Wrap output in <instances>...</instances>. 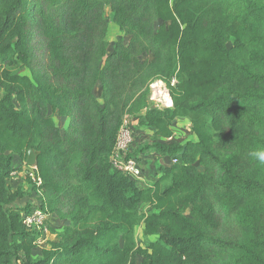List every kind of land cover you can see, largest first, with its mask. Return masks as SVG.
Masks as SVG:
<instances>
[{
  "label": "trees",
  "instance_id": "1",
  "mask_svg": "<svg viewBox=\"0 0 264 264\" xmlns=\"http://www.w3.org/2000/svg\"><path fill=\"white\" fill-rule=\"evenodd\" d=\"M107 7L129 38L111 51ZM156 81L172 107L150 101ZM55 116L69 119L65 131ZM125 116L155 140L187 119L197 141H134L140 169L148 152L177 160L143 186L111 161ZM30 149L42 184L26 175L15 188V160L26 164ZM255 150L264 0H0V264H264ZM35 208L57 239L36 258L43 233L24 223Z\"/></svg>",
  "mask_w": 264,
  "mask_h": 264
},
{
  "label": "built area",
  "instance_id": "2",
  "mask_svg": "<svg viewBox=\"0 0 264 264\" xmlns=\"http://www.w3.org/2000/svg\"><path fill=\"white\" fill-rule=\"evenodd\" d=\"M175 83L176 81L173 80L172 85H175ZM159 84H161L159 91L161 95H163V98L166 101V105L167 104L170 105V102L168 101L167 98L171 99V97L168 89L163 85V83L157 82L151 86L155 88L156 86L158 87ZM152 100H155L154 97H152ZM132 123L133 122L131 121V118L129 116L124 117L123 123L118 133L114 150L111 154V161L116 169L124 172L126 175L130 176L133 179L141 181L142 180L140 176L141 169L138 165V161L129 156L131 152V148L135 141V133H134L135 131L133 128L134 124ZM172 163L176 164L177 160L173 159ZM28 170H27L28 173L26 175L29 176L31 179H33L38 186H40L42 184V181L41 179L36 178L35 168L34 169L30 168ZM16 174L17 172L13 173L12 176H15ZM47 219H48V215H46L41 209L35 208L30 214L24 216V223L26 224L28 229L35 228L42 232L43 231L49 232V228L46 224Z\"/></svg>",
  "mask_w": 264,
  "mask_h": 264
},
{
  "label": "crops",
  "instance_id": "3",
  "mask_svg": "<svg viewBox=\"0 0 264 264\" xmlns=\"http://www.w3.org/2000/svg\"><path fill=\"white\" fill-rule=\"evenodd\" d=\"M101 94H102L101 85L98 84L95 88V96L98 99H100ZM54 120L56 125L61 131H65L70 124L69 119L65 117L55 116ZM131 121L133 122L132 124L137 126L138 124L137 120L131 119ZM172 130H173V135L170 138L155 140V131L153 129H140V132L137 135H135V145H134L135 149H139L144 145L155 141L164 144H177V145H185L189 141L192 142L197 141V137L191 132V124L187 119L184 118L177 119L174 125L172 126ZM141 158H143L144 160L143 162L145 163V165L141 168L140 171V176L142 179L143 186H146L148 181H150L153 177H155V175H159L158 173L159 167L161 166L171 167L173 165L171 157H160L152 152L141 154ZM16 187L17 186H15V188ZM142 208L146 209V211L144 212H147L150 209L149 206H142ZM62 224L63 223H61V225ZM56 228H58V226H56ZM141 228L143 229V227ZM54 238L56 239L55 236Z\"/></svg>",
  "mask_w": 264,
  "mask_h": 264
},
{
  "label": "rangeland",
  "instance_id": "4",
  "mask_svg": "<svg viewBox=\"0 0 264 264\" xmlns=\"http://www.w3.org/2000/svg\"><path fill=\"white\" fill-rule=\"evenodd\" d=\"M105 19L108 23V27H109V33H108V37H107V41L109 42L110 45V51L113 50L115 44H117L120 40H124V41H128L129 38L127 36L124 35V33H122L118 26L113 22V13L111 12V9L109 7H107L105 9ZM159 26V23L155 24V28H157ZM151 57V56H150ZM14 72L15 73H19L21 75H25V76H31V72L26 69V68H19V67H15L14 68ZM157 82H162L163 85L167 88V85L163 82V81H156L154 83H152L151 85L157 83ZM161 84L158 85V87L156 86L155 88H153L152 86H150L151 88V98L150 101L152 103H154V105H159L161 108H170L173 106V102L172 104L170 103V105H166V101L163 98V95H161L159 89H160ZM163 87V86H162ZM161 87V88H162ZM163 89V88H162ZM165 90V89H164ZM164 92V91H163ZM152 97H154L155 100H152ZM60 125V123H59ZM134 133L135 135H137L140 132V129L134 125ZM133 147V146H132ZM132 149V148H131ZM15 165L18 168V172L15 176L12 177V179L9 181L10 184L15 187V186H19L21 183H26V174L29 172L28 169H30L31 167H27L26 164L20 162L18 159L15 160ZM19 168L21 170H19ZM35 168V167H34ZM31 168V169H34ZM198 169L200 171H203L204 168L201 165H198ZM28 170V172H27ZM37 200L36 196L31 198L30 201L34 202ZM27 200H24L22 203H26ZM141 210L146 211L145 208H141ZM56 226L60 227L61 226V222L56 221ZM143 229L141 227L136 228L135 231V237H136V241L139 247H142L143 244V236H142V231ZM43 236L41 238V240H39V247L37 250H35L34 252V257H40L42 255V250L43 249H47L49 248V244L50 243H55L57 242V239L54 238V236L50 233V232H42ZM139 263H141V258L138 259Z\"/></svg>",
  "mask_w": 264,
  "mask_h": 264
},
{
  "label": "water",
  "instance_id": "5",
  "mask_svg": "<svg viewBox=\"0 0 264 264\" xmlns=\"http://www.w3.org/2000/svg\"><path fill=\"white\" fill-rule=\"evenodd\" d=\"M27 167L34 168L37 165V155L33 149H30L28 152V158L26 161Z\"/></svg>",
  "mask_w": 264,
  "mask_h": 264
},
{
  "label": "clouds",
  "instance_id": "6",
  "mask_svg": "<svg viewBox=\"0 0 264 264\" xmlns=\"http://www.w3.org/2000/svg\"><path fill=\"white\" fill-rule=\"evenodd\" d=\"M249 155L257 160L260 164H264V150H255L250 152Z\"/></svg>",
  "mask_w": 264,
  "mask_h": 264
},
{
  "label": "bare ground",
  "instance_id": "7",
  "mask_svg": "<svg viewBox=\"0 0 264 264\" xmlns=\"http://www.w3.org/2000/svg\"><path fill=\"white\" fill-rule=\"evenodd\" d=\"M168 99V101L171 103L172 101H171V99H169V98H167Z\"/></svg>",
  "mask_w": 264,
  "mask_h": 264
}]
</instances>
